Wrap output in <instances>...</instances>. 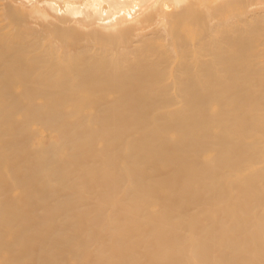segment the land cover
<instances>
[{"label":"bare ground","instance_id":"obj_1","mask_svg":"<svg viewBox=\"0 0 264 264\" xmlns=\"http://www.w3.org/2000/svg\"><path fill=\"white\" fill-rule=\"evenodd\" d=\"M0 264H264V0H0Z\"/></svg>","mask_w":264,"mask_h":264},{"label":"rangeland","instance_id":"obj_2","mask_svg":"<svg viewBox=\"0 0 264 264\" xmlns=\"http://www.w3.org/2000/svg\"><path fill=\"white\" fill-rule=\"evenodd\" d=\"M39 131L42 133V136L40 137V139L44 142V143H48L50 141L49 136L47 134V132H45L44 128L40 127ZM35 142L39 143V138L37 136L34 137Z\"/></svg>","mask_w":264,"mask_h":264}]
</instances>
